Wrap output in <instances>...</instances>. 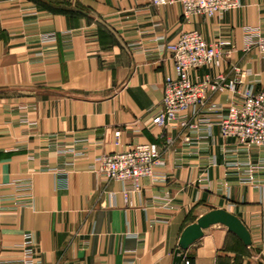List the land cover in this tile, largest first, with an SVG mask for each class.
<instances>
[{
  "label": "crops",
  "instance_id": "crops-1",
  "mask_svg": "<svg viewBox=\"0 0 264 264\" xmlns=\"http://www.w3.org/2000/svg\"><path fill=\"white\" fill-rule=\"evenodd\" d=\"M187 31L226 44L193 82H229L237 66L242 91L264 92V55L245 46L264 35V0L211 18H186L179 0H0V264H173L183 230L216 209L252 246L213 225L183 264L264 263V147L218 124L240 94L211 87L197 116L152 122L174 76L167 46ZM138 144L161 164L137 190L100 173Z\"/></svg>",
  "mask_w": 264,
  "mask_h": 264
},
{
  "label": "built area",
  "instance_id": "built-area-1",
  "mask_svg": "<svg viewBox=\"0 0 264 264\" xmlns=\"http://www.w3.org/2000/svg\"><path fill=\"white\" fill-rule=\"evenodd\" d=\"M174 1L152 0V4L166 5ZM179 2L183 6L186 18L194 15L211 18L241 6V0H179ZM225 45L222 41L207 42L198 31H187L167 46L174 65V76L165 78L162 109L153 116L152 122L163 128L177 122L181 114L187 111L192 110L193 115L197 116L199 110L207 103L208 88L227 89L240 94V99L234 101L227 115L220 119L218 124L221 136L235 138L247 147H264V92L241 90L245 72L234 66L232 68L234 76L229 82H224L223 79L213 82L208 78L193 82L190 78L191 70L216 65ZM245 46L247 49L254 47L264 55V35L250 31ZM182 124L185 125V122ZM119 136L120 132H116V145H119ZM160 154L156 144H138L126 150L104 155L100 160L99 171L108 180L128 184V188L137 190L142 178L154 176L156 168L161 164ZM127 192L128 189H125L124 193ZM25 238L29 239L31 236L26 235ZM30 255L31 251L26 250V261Z\"/></svg>",
  "mask_w": 264,
  "mask_h": 264
},
{
  "label": "water",
  "instance_id": "water-1",
  "mask_svg": "<svg viewBox=\"0 0 264 264\" xmlns=\"http://www.w3.org/2000/svg\"><path fill=\"white\" fill-rule=\"evenodd\" d=\"M217 224L225 226L230 232L235 234L244 245L252 246L251 234L242 221L226 210L216 209L202 215L196 222L188 225L183 230L178 242V248L174 254L173 264H183L184 251L201 239L206 229ZM259 264L264 263L259 262Z\"/></svg>",
  "mask_w": 264,
  "mask_h": 264
}]
</instances>
